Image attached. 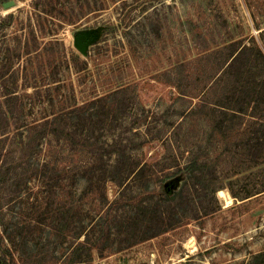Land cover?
Masks as SVG:
<instances>
[{
    "label": "rangeland",
    "instance_id": "1",
    "mask_svg": "<svg viewBox=\"0 0 264 264\" xmlns=\"http://www.w3.org/2000/svg\"><path fill=\"white\" fill-rule=\"evenodd\" d=\"M8 1L0 0V252L14 264H65L70 239L58 244L57 208L69 196L61 189L72 188L59 187V174L83 147L66 143L60 129L40 130L69 124L73 106L125 88L85 124L102 138L123 131L141 159L167 156L164 138L193 148L207 163L198 192L192 182L188 190L215 212L196 219L185 204L179 226L127 249H94L83 264H264V111L246 125L225 78L226 46L264 51V0H119L100 12V0H89L73 24V10L83 11L74 0H52L47 13L36 0L7 9ZM82 33L84 53L76 46ZM73 51L84 70L73 68ZM188 154L178 153L179 162ZM107 190L112 199L117 186ZM136 193L148 200L146 185ZM91 199L86 208L98 215Z\"/></svg>",
    "mask_w": 264,
    "mask_h": 264
},
{
    "label": "trees",
    "instance_id": "2",
    "mask_svg": "<svg viewBox=\"0 0 264 264\" xmlns=\"http://www.w3.org/2000/svg\"><path fill=\"white\" fill-rule=\"evenodd\" d=\"M87 1L90 4L89 0H74V4H79L83 10ZM117 1L119 0H100L99 8L93 10L105 11L110 2ZM35 4L43 7L45 13L51 11L47 10V6L52 4V0H36ZM72 13L74 16L69 22L73 24L85 14V10L80 12L74 9ZM260 33L264 41V30ZM237 43L240 44L232 42L225 47L230 50L232 48L228 57L232 60L225 78L230 86L234 85L231 87L236 104L233 110L245 115V119H248L246 125L255 127L264 111V51L256 44H245L240 48ZM70 60L76 71L85 69L82 54L73 51ZM25 87L31 85L27 84ZM125 91V88H119L109 94L95 96L83 105L73 106L67 112L72 119L69 124L62 125L55 121L51 126L52 130H40L44 135L47 131L56 133L60 129L66 143L73 147H83L80 152L81 160L73 158L71 166L68 169L61 168L59 174V187L72 188L61 189L63 192L68 191L69 196L62 198L60 191L61 198L57 208V231L61 238L58 244L61 245L67 237L70 239L65 264L89 263L94 249L107 250L115 246L118 250H123L159 236L184 222L186 214L182 208L185 204L193 206L196 219L215 212V207L212 206L200 208L196 195L195 199L188 190V184L192 182L193 189L198 192L200 168L207 163L196 157L193 148L174 145L170 138H164L162 143L167 145V156L161 159H141L139 154L130 151V142L125 140L123 131L112 134L111 138H102L95 134L89 122L85 124V121L94 116L92 109L105 110V103L109 98L118 97ZM110 105L108 107L116 106L115 101ZM47 124L49 123L45 122L41 126ZM80 125L83 127L79 128ZM85 126L88 128L85 129ZM31 127L34 130L40 125ZM187 152V161L179 162L178 153L185 155ZM168 157L176 163L174 166L167 167ZM2 158L3 152L0 149V162ZM82 181L83 189L77 190V184ZM109 183L117 186L112 199L107 190ZM145 185L149 189V197L148 200H141L136 191L143 189ZM212 192L217 190L214 188ZM88 196L92 197L93 203L99 205L102 212L98 215H91L86 208L85 200ZM14 261L9 254L0 252V264H14Z\"/></svg>",
    "mask_w": 264,
    "mask_h": 264
},
{
    "label": "water",
    "instance_id": "3",
    "mask_svg": "<svg viewBox=\"0 0 264 264\" xmlns=\"http://www.w3.org/2000/svg\"><path fill=\"white\" fill-rule=\"evenodd\" d=\"M14 4H15V2L13 0H9L8 2L4 3V7L8 9V8L13 7ZM87 37H88V34H86V33L79 34L76 37V46L82 53H84L86 51V48H87V46L84 42L87 39Z\"/></svg>",
    "mask_w": 264,
    "mask_h": 264
}]
</instances>
